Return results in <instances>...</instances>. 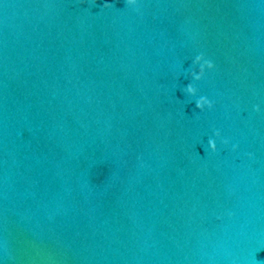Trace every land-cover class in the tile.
<instances>
[{
    "label": "water",
    "instance_id": "obj_1",
    "mask_svg": "<svg viewBox=\"0 0 264 264\" xmlns=\"http://www.w3.org/2000/svg\"><path fill=\"white\" fill-rule=\"evenodd\" d=\"M104 3L0 0V264H264V0Z\"/></svg>",
    "mask_w": 264,
    "mask_h": 264
},
{
    "label": "clouds",
    "instance_id": "obj_2",
    "mask_svg": "<svg viewBox=\"0 0 264 264\" xmlns=\"http://www.w3.org/2000/svg\"><path fill=\"white\" fill-rule=\"evenodd\" d=\"M117 2H119V0H113V3H117ZM113 3H104L103 8L110 9L113 7ZM124 3L128 7L135 8L137 7L138 0H124ZM192 65H193V71L191 72L190 76H191V80L195 82L201 81L203 77L205 76L206 71H212L215 68V65L210 60H206L202 54L197 55L193 59ZM184 92L186 95L190 97L197 96V89L191 83H189L185 87ZM195 107L198 111L203 112L205 109L211 110L214 107V105L207 97L201 96L195 100ZM254 111L259 113L260 107L257 105L254 108ZM215 137L217 138L220 137L219 131L215 132ZM224 143L227 144V141H224ZM208 147H209V150L213 153L217 151V145L214 139L208 140ZM233 150H235V147Z\"/></svg>",
    "mask_w": 264,
    "mask_h": 264
}]
</instances>
